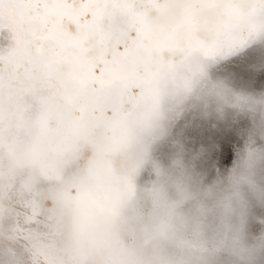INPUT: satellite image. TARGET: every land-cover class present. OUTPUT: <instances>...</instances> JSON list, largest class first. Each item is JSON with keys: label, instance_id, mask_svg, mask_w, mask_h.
Here are the masks:
<instances>
[{"label": "bare ground", "instance_id": "1", "mask_svg": "<svg viewBox=\"0 0 264 264\" xmlns=\"http://www.w3.org/2000/svg\"><path fill=\"white\" fill-rule=\"evenodd\" d=\"M107 15L121 33L137 18L130 5ZM14 24L12 13L0 15V46ZM253 42L210 36L177 61L164 55L172 45L131 42L102 77L82 51L69 52L76 88L57 106L37 87L35 115L16 125V175L5 170L0 194V264H256L264 240L250 241L236 193L259 181L264 143L243 140L210 190L190 158L166 168L158 155L192 115L212 113L215 123L223 106L229 117L243 109L264 121V102L234 95L213 72L217 59ZM37 214L49 227L29 231ZM136 219V230H125Z\"/></svg>", "mask_w": 264, "mask_h": 264}, {"label": "snow or ice", "instance_id": "2", "mask_svg": "<svg viewBox=\"0 0 264 264\" xmlns=\"http://www.w3.org/2000/svg\"><path fill=\"white\" fill-rule=\"evenodd\" d=\"M117 5H130L137 14L122 33L114 30L107 15ZM7 13L13 14L15 24L10 36L2 34L5 43L0 46V194L8 179L5 170L16 175L10 159L18 137L16 125L35 115L34 90L46 86L60 106L63 95L77 86L66 59L71 51H82L93 75L102 77L106 65L131 42L172 45L175 53L164 55L177 61L192 41L231 33L239 43L255 42L217 59L213 72L234 95L264 102V0H0V15ZM219 113L215 123L208 122L212 113L185 119L175 138L158 149L162 167L175 168L190 158L210 190L220 182L222 168L235 164L243 140L264 143V121L257 125L243 109H234L229 117L221 106ZM251 183L252 192L236 195L246 209L250 241L264 240V170L259 181ZM28 224L29 231L49 227L39 214ZM139 224V219L129 220L124 228L134 232ZM16 264L22 260L17 258ZM256 264H264V255Z\"/></svg>", "mask_w": 264, "mask_h": 264}]
</instances>
